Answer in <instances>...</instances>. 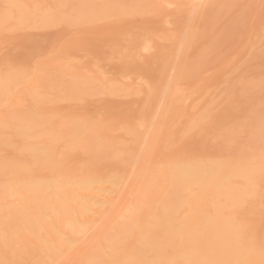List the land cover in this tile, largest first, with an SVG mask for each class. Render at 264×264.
<instances>
[{
    "label": "bare ground",
    "instance_id": "bare-ground-1",
    "mask_svg": "<svg viewBox=\"0 0 264 264\" xmlns=\"http://www.w3.org/2000/svg\"><path fill=\"white\" fill-rule=\"evenodd\" d=\"M246 1H181L187 7L176 33H167L163 22L154 20L155 30L150 23L154 33L169 35L170 46L145 34L144 40H131L132 52L119 55V71L145 79L151 92L149 107L138 113L140 121L123 127L133 152L109 133L110 124L59 113L51 103L52 96L55 101L57 96L130 95L141 90L135 82L119 83L104 72L89 76L72 62L56 63L64 47H54L57 58L0 73V264H264V56L257 63L259 79L229 80L230 96L216 112L204 106L202 116L194 118L183 112L192 106L180 108L184 81H192L196 68L210 62L205 56L216 46L232 42L231 34L264 43V15L256 11L261 2ZM0 2V30L29 23L76 26L147 11L162 16L160 0H53L47 6ZM237 5L240 11L247 5L246 10L225 18ZM221 18L224 29L210 35L205 47L202 35L219 29ZM152 47L151 54H142ZM28 53L22 52L26 61ZM24 96L31 101L27 107L20 101ZM173 113L186 116V130L208 117L196 128L200 136L192 133L199 137L195 143L184 141L190 134L178 127L184 139L176 137L182 142L170 152L173 158L185 151L192 157L171 165L163 159L135 173L137 154L153 148L161 134L168 136L167 119ZM211 130L220 140L205 144Z\"/></svg>",
    "mask_w": 264,
    "mask_h": 264
},
{
    "label": "rangeland",
    "instance_id": "rangeland-1",
    "mask_svg": "<svg viewBox=\"0 0 264 264\" xmlns=\"http://www.w3.org/2000/svg\"><path fill=\"white\" fill-rule=\"evenodd\" d=\"M51 1L53 0H28V3L29 5H35L38 2H40L39 4H44L47 6L49 2ZM160 1L162 3L159 2V4L157 5V9L161 7V11L158 13L156 9V12L159 14L158 15L159 17L162 15L161 18H157V16L155 17L152 11L151 12L149 11V13L147 11V12H142L140 14L138 12L137 14H132L131 16L125 15V16H118L117 18L110 17L106 19L104 18L103 20L98 19L97 21L92 22L91 24L82 23V24H77L76 26H67L64 23L59 22L52 26H40V25H35L34 23H29L26 26L20 25L18 27L16 26L15 27L8 26L9 28L5 27L0 30V73L9 72V71L12 72L15 70H20V69H28L30 68L31 64L33 65L39 64L41 61L47 60L48 57L57 58L59 55L58 54L59 52L54 51V47L55 49H57L58 47L59 48L64 47L63 49L65 50V52L62 55L60 54L61 56L59 55V57L55 61L56 63L61 62L67 65L68 63L72 62L74 63V65H76L78 70L82 71L85 75H89V76H94L92 75L93 73L96 74L98 72H104V76L112 79L113 81L117 80L119 81V83L123 82L126 84V83L135 82V86L136 87L140 86L141 90L138 91L137 93L135 92L134 94H130V95H127L125 93H124L125 95L123 94L119 95L117 93V95L115 96V94H111V93H97L96 95H88V96H84L83 98H79V99H73L71 95L67 98L72 97V99H64V98L59 99L60 96H57L58 98L55 101H53V99L56 96L55 97L52 96L53 98H52V103H51L53 106H55V108L57 109L56 111H58L59 113L60 112L67 113L68 115H74L78 118L80 117V118L90 119L91 121H95V122L102 121L103 123L110 124L112 127L109 130V133L112 136H115L116 138L118 137L119 140L121 141V144L123 142L124 147L126 148L127 146L128 148H130L129 150L133 152L134 150L132 146L134 144L128 139V136L124 134L123 127L136 124L137 122L140 121V117H138V113L149 107L148 102H149V96L151 92H150L148 83H146L145 79H140L131 74H125L119 71L118 68H119V65L121 64V61L119 60V57H120L119 55L121 53L129 54V51L132 50L130 44H132L133 42H131V40L133 39H137L138 41L144 40V38H146L145 34H148V35L150 34L151 36L153 35L154 38L151 37L150 35L149 37L153 38L154 40L156 38L155 41L158 40L157 41L158 44H160L161 42L160 45L162 46L168 47V45L169 46L171 45V42H170L171 38L165 32L161 34V32L163 31L158 30L159 29V27H157L158 23H156L157 25L156 30L160 32L157 33L156 31L154 33L155 22L156 21L163 22L165 27L169 28L170 30L168 31L167 28H165L167 33L172 35V33H176L175 31L179 29L180 27L179 22L180 23L183 22L182 19L185 16L184 11L186 9L185 7L187 6H184L183 3L181 2V1L185 2V0H169V1L160 0ZM247 1H246L247 4L249 2H250L249 4L254 3L253 1L251 2V0H247ZM257 1L258 3L261 2V0H255V2ZM0 5L2 7L4 5V2H0ZM257 5H260V4H257ZM162 6L164 9H162ZM246 6L242 8V6L240 5L242 9L240 11L239 6L237 5L235 9L234 8L233 10L231 9L229 14H227L225 18L239 15L240 12H244L246 10L245 9ZM63 8L67 9V7H63ZM182 9L184 11H182ZM257 9H256V11H258L257 13L264 15V9H262L261 6H257ZM169 11H171L170 17L168 14ZM156 12L154 11L155 14ZM225 18L224 19L221 18L223 20L220 19L221 25L219 29H212V30L210 29L211 31L210 30L206 31L202 35L203 37L201 38L204 39L205 37L207 40L203 44L205 47H207L208 45V42H209L208 37L210 35L217 34L218 32L224 29L225 27L224 25L226 24ZM153 21H154V26L151 25L152 26L151 28L154 30L152 31L149 28H150V23L153 24ZM147 24H149L148 25L149 27L147 26ZM176 26L178 27L176 28ZM147 29L150 32H148ZM141 34H144V35L142 36ZM157 34L160 35L159 37L160 39H157L158 38ZM240 34L241 33H237V35L231 34L230 37L231 39H233L232 42L231 41L226 42V44L223 43L225 45L223 47H221V44H219L218 46H216L217 48H215L213 51H210L209 54L205 56V58L207 60H210V62L208 61L209 63H206L205 65H203L202 68H196L197 72L195 71L196 75L194 74V76L191 77L192 81H189V80L187 82L184 81L185 84L182 85V87L184 88L182 90L183 101H181L184 107L181 104H180L181 107L180 106L179 107L182 108V110L183 109L186 110L188 109L189 106L190 107L192 106L191 108H189V110H187V112L183 110L186 116L188 115L187 113H189L194 118H197V117L200 118L202 116L201 113H203L204 111V106L211 108L210 110L211 112L209 113H214L217 110H219V108L223 106L224 103L226 104L227 99L230 96L227 94L229 93V89L227 88L228 84L230 83L228 82L229 80L232 83H236L238 82L239 79L250 80V81L259 79L257 78L256 71L260 68L259 66L261 64L260 61L262 60L261 59L262 55L264 56V43H262L263 41L261 42V40H259L255 36L253 39L251 35L246 37L245 35L243 34L240 35ZM149 37L147 36V38ZM162 38H165V39H162ZM61 43L62 44L64 43V45L62 46ZM65 43H67V45ZM36 44H39V45L34 46L30 50H28L29 46L36 45ZM165 44H168V45H165ZM152 48L153 50L149 49L150 52H147L148 50H145V51L143 50V52L141 50V52L143 55H149L153 51H155V48L154 47ZM23 51L30 52L28 53L30 61H26L24 59L22 55ZM220 54L223 56H221ZM103 56L104 57L106 56V59H104ZM44 58H47V59H44ZM96 58H98L99 60L101 59V63H99L100 61H98V59H97L98 61L97 62ZM249 58L251 60H249ZM258 58L259 60H256ZM212 59H216L215 60L216 62L220 61L221 59L222 63L221 61L220 63L219 62L216 63ZM228 60L229 62L227 63ZM93 62L95 66H98L100 68L96 69ZM259 62L260 64H257ZM255 63L256 65H254L253 67V65L251 64H255ZM244 65H247V66H244ZM240 66L243 67V68L241 67V69H244L243 71L239 69ZM262 67L263 66H261V69ZM218 69L220 72L217 71ZM217 77L219 78V81ZM193 78L195 81L197 80L198 82H195ZM198 78L199 79L201 78V79L199 80ZM186 86L188 88H186ZM60 94L62 95V93ZM235 94L239 95V97L241 98L240 90H237V91L235 90ZM21 100L24 103L23 106H26V107L29 106L31 103V101L30 103L28 102L29 98L27 96L21 97L20 101ZM205 102H207L208 104L207 106ZM213 105L215 106L217 105L216 106L217 108L215 106L214 108ZM200 107L201 109H199ZM175 115L174 116L171 115L169 116V119H167V121L170 124L169 126L168 122L166 123L168 124L167 129H169L167 130L168 134L166 133L168 136L161 134L162 138L164 136L163 140L161 138L160 140H158V142L155 144L153 148H150V147L146 148L144 152L141 151L137 154L138 157L134 165L135 168L134 167L132 168L133 170H135V173L137 172L143 173L146 170V168L148 169L149 167H152V166L156 167L157 165H160L159 161L163 159L166 160L165 162H167L168 165L169 164L171 165L172 163L174 164L177 161L178 162L181 161L180 159L185 160V158L188 156L192 157L191 152L189 153L188 151H185L184 153L187 152V154L186 155L183 154V157L177 154L179 156H176L173 158V154L170 152V150L173 151L183 141L184 136H183V139L181 136L183 135L182 134L183 132L186 133V135L190 134L189 137L185 135L186 137L184 141H186V138H187L188 140L187 142L191 141V143H195V141L199 138L198 136H200V134L196 132L198 129V126L207 124L208 117L206 118L204 117V119L203 118L199 119L198 120V122L200 123L199 125L198 123L195 122L197 125L196 127L193 128L194 130L193 129L186 130L187 126H185L184 128L182 127V125L184 126V123H185V122L184 123L182 122L184 121L182 119L183 118L185 119L186 116L185 115L180 116L177 114ZM200 121L202 122V124ZM178 127L183 129V132H181L182 130L178 129ZM189 128H192V127H189ZM139 129L141 130L143 129V127L140 126ZM174 129H178V130L174 131ZM179 130L180 132H177ZM220 130H221V127H220ZM187 131H190V132H187ZM171 132L173 133L175 138H173ZM192 133L194 134L197 133L198 136H193ZM207 135H209V137L207 138L210 140V142H208L209 140L206 138L205 140H208V141H206L205 144L207 143L212 144V142L216 143L220 140L219 137H216L215 130H211V132L210 131L207 132L206 136ZM179 136L181 137L182 141L181 142L179 141L178 143ZM176 137H178L177 141H175ZM39 139L41 138H38L36 140H39ZM193 140L195 141L193 142ZM188 144L192 146L190 143ZM205 144L203 145L205 146ZM212 157L213 156H209V160L212 159ZM108 173H109L108 175L110 176L111 174L112 175L115 174L114 172H108ZM113 177L114 176H112V178Z\"/></svg>",
    "mask_w": 264,
    "mask_h": 264
},
{
    "label": "snow or ice",
    "instance_id": "snow-or-ice-1",
    "mask_svg": "<svg viewBox=\"0 0 264 264\" xmlns=\"http://www.w3.org/2000/svg\"><path fill=\"white\" fill-rule=\"evenodd\" d=\"M261 7L264 9V0H261ZM262 131H264V123H262Z\"/></svg>",
    "mask_w": 264,
    "mask_h": 264
}]
</instances>
